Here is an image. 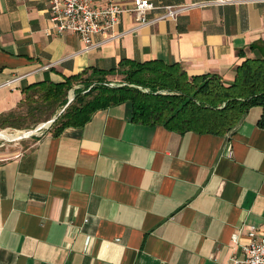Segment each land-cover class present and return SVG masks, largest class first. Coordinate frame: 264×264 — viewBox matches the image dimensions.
Instances as JSON below:
<instances>
[{"label":"crops","instance_id":"0c3cea01","mask_svg":"<svg viewBox=\"0 0 264 264\" xmlns=\"http://www.w3.org/2000/svg\"><path fill=\"white\" fill-rule=\"evenodd\" d=\"M242 1L144 26L123 14L118 37L96 34L87 48L55 31L49 0H0V115L30 84L115 71L121 60L177 63L188 76L230 82L245 59L264 58V2ZM109 2L130 8L133 0L92 5ZM131 113L129 102L108 106L0 159V264H231L251 226L263 240L259 108L224 135L136 124Z\"/></svg>","mask_w":264,"mask_h":264},{"label":"trees","instance_id":"16d2710c","mask_svg":"<svg viewBox=\"0 0 264 264\" xmlns=\"http://www.w3.org/2000/svg\"><path fill=\"white\" fill-rule=\"evenodd\" d=\"M87 74L28 85L17 108L0 115V129H33L63 109L48 128L57 134L66 127H81L97 110L124 102L131 104L132 122L161 125L180 134L224 135L254 107L260 109L257 125L264 129V58L245 59L234 68L230 82L215 74L188 76L179 64L161 61L121 60L115 71ZM115 74L122 75L123 82L110 87L106 77ZM75 83H83V88L73 90V99L64 108Z\"/></svg>","mask_w":264,"mask_h":264},{"label":"built area","instance_id":"2783aa9c","mask_svg":"<svg viewBox=\"0 0 264 264\" xmlns=\"http://www.w3.org/2000/svg\"><path fill=\"white\" fill-rule=\"evenodd\" d=\"M242 0H208L192 3L187 6H158L149 0H133L130 8H123L109 2L101 7H93L92 0H49V20L58 34L73 33L80 37L87 48L91 38L96 34L116 38L112 31L118 24L121 15H132L137 26L151 25L161 20H175L176 17L192 8L223 6L243 3ZM253 2H264L254 0ZM158 11L159 14L149 19L147 14ZM256 227L251 226L248 232L249 242L241 247V254L231 258V264H264V238L255 240Z\"/></svg>","mask_w":264,"mask_h":264},{"label":"rangeland","instance_id":"374dc122","mask_svg":"<svg viewBox=\"0 0 264 264\" xmlns=\"http://www.w3.org/2000/svg\"><path fill=\"white\" fill-rule=\"evenodd\" d=\"M106 81L115 87V86H119L122 84L123 77L122 75L115 74L113 76H107ZM78 88L82 89L83 83L81 84L75 83L74 88L68 92L67 98L73 97L74 96L73 90L78 89ZM20 110L23 111V109H20ZM59 111L60 109H58L57 113ZM42 123H45V122H41L38 125ZM38 125H36L35 127H37ZM33 129H21V130H16V129H11V128L0 129V159L12 157L16 155L17 153L21 152L24 149L25 144L30 141L31 137H26L22 139H18V137H21L23 134L25 135L27 131H30Z\"/></svg>","mask_w":264,"mask_h":264},{"label":"water","instance_id":"95a60500","mask_svg":"<svg viewBox=\"0 0 264 264\" xmlns=\"http://www.w3.org/2000/svg\"><path fill=\"white\" fill-rule=\"evenodd\" d=\"M109 86L110 87H114L111 84H109ZM72 99H73V97H68L67 98V103L64 106V108H66L68 106V104L72 101ZM62 111H63V109L60 110L57 113V115H59ZM57 115L53 116L48 122L42 123V124L38 125L37 127H35L33 130L27 131L25 135H22L21 137H18V139H22V138H26V137H32V136L38 134L42 130H47L51 126V124L56 120Z\"/></svg>","mask_w":264,"mask_h":264},{"label":"bare ground","instance_id":"6f19581e","mask_svg":"<svg viewBox=\"0 0 264 264\" xmlns=\"http://www.w3.org/2000/svg\"><path fill=\"white\" fill-rule=\"evenodd\" d=\"M24 135V134H23Z\"/></svg>","mask_w":264,"mask_h":264}]
</instances>
